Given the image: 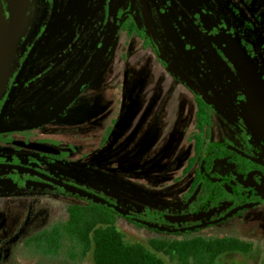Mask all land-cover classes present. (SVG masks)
I'll use <instances>...</instances> for the list:
<instances>
[{
  "label": "rangeland",
  "instance_id": "1",
  "mask_svg": "<svg viewBox=\"0 0 264 264\" xmlns=\"http://www.w3.org/2000/svg\"><path fill=\"white\" fill-rule=\"evenodd\" d=\"M90 1V5L86 6L88 17L85 21L89 23V32H92L93 18L98 14L102 18L104 14L108 34L114 19L108 18V8L104 11L103 2ZM117 1L118 11L128 9L127 12L134 13L139 24L137 28L141 25L146 30L144 32L151 33L154 39L159 32L164 33L176 54H181L184 48L194 49L201 54V57L198 56L201 63L188 76L166 61L172 70L168 72L147 48L143 35H140V39L127 33L130 16L123 18V13L120 29L106 62L102 119L99 121L96 117L89 120L88 144L93 147L73 148L76 185L133 217L163 228H167L160 219L164 214L203 213L223 205L228 210L241 206L237 199L204 200L193 201L187 208L181 206L179 209V202L170 201L162 191L161 183L153 182L145 168L152 162L155 169L162 164L165 149L162 147L167 141H172L168 135L178 122L185 123L186 129L192 127L196 109L192 89L206 97L210 95L213 100V83L217 82V78L227 81L232 76L226 75L228 63L215 62L216 70H212L213 62L196 33L206 38L212 47L214 44L220 48L228 40L237 43L247 50L252 65L264 71V0H135L134 4L131 0ZM74 2L76 4V0ZM213 7L216 21L213 20ZM233 77L234 82H238L239 78L236 75ZM157 120H162L163 124L157 125ZM94 123H98V126H94ZM54 125L42 126L43 132L53 129ZM244 125L251 133L259 129L254 124L244 122ZM74 127L80 130L81 123H75ZM108 127L117 133L114 145L122 148L121 157L134 152L132 158L123 162V167L116 172L104 170L97 159L91 163L85 159L87 154L97 152L99 138ZM81 140V132H74L73 143L81 145ZM161 174L156 172L157 179ZM54 188L35 191V194L27 189L9 191L11 188H0V264H94L91 251L83 254L80 244L74 243L68 236L60 239L55 254L46 255L40 249L48 247V240L40 237L65 224L68 207L91 204L85 196L64 188ZM96 208L102 216L113 220L128 243L149 246L150 241L157 239L163 246L174 240L196 237L207 240L237 238L251 245L250 252L226 253L217 259V264H264L263 204L237 211L225 220L197 228L196 232L183 236L157 232L122 215ZM223 214L221 211L215 214V218H221ZM159 255L166 264H183L177 257L171 258L164 251Z\"/></svg>",
  "mask_w": 264,
  "mask_h": 264
},
{
  "label": "flooded vegetation",
  "instance_id": "2",
  "mask_svg": "<svg viewBox=\"0 0 264 264\" xmlns=\"http://www.w3.org/2000/svg\"><path fill=\"white\" fill-rule=\"evenodd\" d=\"M93 1L103 2L104 11L108 8V18L114 19L108 34L104 14L102 18L99 14L93 18L92 32H89V23L85 21L88 17L86 6L90 5V0H76V4L74 0H29L19 29L16 54L0 88V165H18L32 172L17 168H0V188H11L9 191L27 189L35 194V191L59 187L49 179L77 186L73 173V148L93 147L88 144L89 120L96 117L99 121L102 119L106 62L112 51L111 46L115 43V35L120 29L123 13V18L130 16L136 29L146 36L147 48L168 72L172 70L170 71L166 61L188 76L191 75L192 69H197L201 63L198 60L201 54L194 49L184 48L181 54H176L170 47L167 35L159 32L154 39L151 33L144 32L146 30L141 25L137 28L134 13L127 12L128 9L118 11L117 0H107V5L106 0ZM134 2L135 0H131V3ZM113 6L116 10L111 13ZM213 6L216 7L214 2ZM10 16V0H0V21L3 20L5 29L9 28ZM213 20L216 21L214 7ZM196 35L198 40L203 42L205 52L213 62L212 70H216L215 62L223 65L228 63L226 75L232 76H229L227 81L217 78V82L213 83V100L210 95L206 97L192 89L196 106L192 127L186 129L185 123L178 122L168 135L172 141H167L162 147L165 148L162 164L155 169L152 162L145 169L153 182L161 183L162 191L170 201L180 203H177L179 209L181 206L187 208L193 201L204 200L237 199L241 205H264V166L240 156L227 147L231 145L251 157L264 160V123L251 122L246 117L245 83L237 67L224 52V46L229 40L217 48L214 44L212 47L199 33ZM132 36L141 39L137 34ZM241 49L247 57V50L242 47ZM252 66L264 90V71H259L255 65ZM233 75L239 78L238 82H234ZM196 98L207 106L205 115L208 123L205 130L200 129L197 124ZM61 108L63 109L59 111ZM262 112L264 113V105ZM47 119L49 121L41 123ZM79 122L80 130L74 127V124ZM244 122L254 124L259 129L251 133ZM50 124H55L53 129H45L43 132L42 126ZM160 124H163V121L157 120V125ZM93 125L98 126V123ZM76 131L82 134L81 145L73 143ZM101 135L97 152L87 154L85 159L87 163L97 159L104 170L116 172L123 167V162L126 163L127 159L132 158L134 152L120 156L122 148L114 145L117 133L111 131L110 127ZM215 143L223 145L215 146ZM30 144L38 146L31 147ZM35 148H47L49 151ZM205 148L210 149L202 177L201 166ZM129 164L132 165V161ZM240 166H245L247 170L242 171ZM37 172L49 179L37 175ZM156 172L162 173L158 178L160 180L157 179ZM250 174L253 176L250 177ZM204 178H224L229 181L208 182ZM233 182L240 196L236 193ZM227 210L225 207L222 213L225 214ZM199 214L201 213L193 211L174 214L175 216L164 214L160 219L167 229L183 230L179 234L194 233L197 228L219 219L215 218V214L198 219ZM176 218H180V221H175ZM188 228L194 229L187 231Z\"/></svg>",
  "mask_w": 264,
  "mask_h": 264
},
{
  "label": "trees",
  "instance_id": "3",
  "mask_svg": "<svg viewBox=\"0 0 264 264\" xmlns=\"http://www.w3.org/2000/svg\"><path fill=\"white\" fill-rule=\"evenodd\" d=\"M135 32L139 36L143 35L136 29L133 20L129 18L127 33L132 36L137 34ZM143 36L146 38L145 35ZM196 102L197 124L200 129L205 130L208 123V118L205 115L207 106L198 98H196ZM240 168L244 172L247 170L245 166H240ZM205 171H207L206 165ZM197 177H199L198 172ZM88 200L91 203L89 206L72 205L68 207V219L65 224L40 237V239L48 240V247L40 248L43 253L46 255L55 254L59 249L60 239L65 236H68L74 243L80 244L83 254L91 251L94 264H166L159 255L161 251L171 258L177 257L183 264H217V259L226 253L250 252L251 245L237 238L207 240L196 237L188 240H174L163 246L157 239L150 241L149 246L128 243L122 233L117 230L113 220L108 216H102L96 207L113 215L121 214L99 202ZM153 230L158 232L156 229ZM180 235L183 236V234H178V236Z\"/></svg>",
  "mask_w": 264,
  "mask_h": 264
},
{
  "label": "water",
  "instance_id": "4",
  "mask_svg": "<svg viewBox=\"0 0 264 264\" xmlns=\"http://www.w3.org/2000/svg\"><path fill=\"white\" fill-rule=\"evenodd\" d=\"M28 3H29V0H10L11 16H10L9 28L5 29L4 25H3V20L0 21V88L4 82L5 77L7 76L8 72H9L10 64L13 61V58L16 54L19 29H20L22 19L26 13ZM115 10H116V7L113 6L111 8V13H114ZM135 22L139 26L138 21L136 19H135ZM119 24L120 23H118V26H119ZM145 33L149 34V32H145ZM224 52L227 55V57L233 62V64L237 67V69L241 73L243 81L245 83V90H246V94H247V104L245 107V114H246L247 119L249 121L255 122V123L256 122L264 123V113L262 112V105H264V90H263V86L260 82V78H259L257 72L254 70L253 66L251 65V63L249 62L247 57L244 55L241 47L238 44H236L235 42L230 41V42L226 43L224 46ZM62 109L63 108H61L59 111H61ZM47 121H49V119H47L41 123L44 124ZM213 145L216 146V145H223V144L215 143ZM30 146L36 147L38 145L30 144ZM227 147H228V149L239 154L240 156L245 157L251 161L260 163L261 165L264 166V160L261 159L260 157H251V156L245 154L244 152L238 150L237 148H235L231 145H227ZM32 149H34V148H32ZM35 149L42 150V151H49L47 148H35ZM209 149L210 148H205L204 152H203V161H202V166H201V176L202 177H204V164H205L207 152ZM5 167L17 168L19 170H28V171L32 172V170L18 166V165H16V166L4 165V164L0 165V168H5ZM37 175L45 177L46 179H49L46 176H44L43 174H40L39 172H37ZM251 176H253V175L250 174V177ZM49 180L52 183H54L56 186L62 187L67 191H70L73 193H81L83 196L111 208L115 212L123 215L125 218H127V219H129V220H131L137 224L147 226L149 228H153V229H156L158 231L167 232V233H180L183 231V230H171V229H167V228L158 227V226L148 224V223H146V222H144V221H142L136 217H133V216L125 213L119 207L111 204L107 200H105V199H103L97 195H94V194H92L86 190H83L80 187H77V186L69 184V183L61 182L59 180H54V179H49ZM206 181H208V182H223V181H229V180L228 179L226 180L224 178H218L215 180H206ZM233 185H234V189H235L236 193L239 195L234 182H233ZM244 199H246V198H244ZM253 206H254V204H247V205H241L238 207H234V208L228 210L218 220L211 222V224L216 223V222L221 221V220H225V219L229 218L235 212L240 211V210H244V209H247V208H250ZM224 208H225L224 206H220V207L211 209L205 213L199 214L197 216V218L198 219L208 218V217L222 211ZM175 221H180V218H176ZM191 229H194V228H188L187 231L191 230Z\"/></svg>",
  "mask_w": 264,
  "mask_h": 264
}]
</instances>
